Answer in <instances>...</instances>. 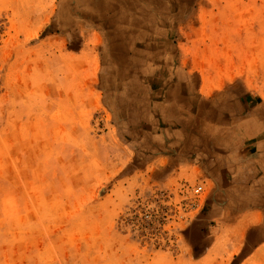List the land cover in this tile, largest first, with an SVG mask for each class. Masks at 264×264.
<instances>
[{
  "label": "rangeland",
  "instance_id": "374dc122",
  "mask_svg": "<svg viewBox=\"0 0 264 264\" xmlns=\"http://www.w3.org/2000/svg\"><path fill=\"white\" fill-rule=\"evenodd\" d=\"M260 88L264 0H0V264H264Z\"/></svg>",
  "mask_w": 264,
  "mask_h": 264
},
{
  "label": "crops",
  "instance_id": "0c3cea01",
  "mask_svg": "<svg viewBox=\"0 0 264 264\" xmlns=\"http://www.w3.org/2000/svg\"><path fill=\"white\" fill-rule=\"evenodd\" d=\"M260 89L264 93L263 89ZM257 96L254 98L250 94L248 98H243L242 102L244 105H247V139L251 141V146L256 149L255 151L259 157L261 156L260 150L264 149V97H261L258 93Z\"/></svg>",
  "mask_w": 264,
  "mask_h": 264
},
{
  "label": "built area",
  "instance_id": "2783aa9c",
  "mask_svg": "<svg viewBox=\"0 0 264 264\" xmlns=\"http://www.w3.org/2000/svg\"><path fill=\"white\" fill-rule=\"evenodd\" d=\"M204 191L203 185H197L196 187H194L193 192L194 194H201Z\"/></svg>",
  "mask_w": 264,
  "mask_h": 264
}]
</instances>
